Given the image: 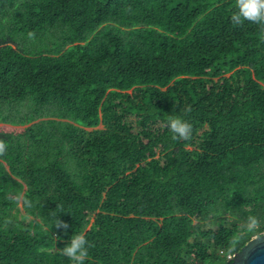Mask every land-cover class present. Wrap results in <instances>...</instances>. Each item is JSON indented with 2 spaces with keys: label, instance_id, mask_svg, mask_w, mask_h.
Segmentation results:
<instances>
[{
  "label": "trees",
  "instance_id": "16d2710c",
  "mask_svg": "<svg viewBox=\"0 0 264 264\" xmlns=\"http://www.w3.org/2000/svg\"><path fill=\"white\" fill-rule=\"evenodd\" d=\"M235 2L0 0V264L77 233L88 264H230L264 233V28Z\"/></svg>",
  "mask_w": 264,
  "mask_h": 264
},
{
  "label": "clouds",
  "instance_id": "9594fccd",
  "mask_svg": "<svg viewBox=\"0 0 264 264\" xmlns=\"http://www.w3.org/2000/svg\"><path fill=\"white\" fill-rule=\"evenodd\" d=\"M230 22L233 25L240 26L245 22L252 23L264 28V0H236L235 6L230 14ZM168 128L177 141L190 139L192 134V125L178 116H170ZM7 143L0 140V155L7 151ZM262 222L257 216H248L244 227L249 231H256L261 228ZM58 229L67 230L70 225L57 219L54 223ZM61 240V236H56ZM89 242L82 233L71 234L65 246L58 249L60 255L65 257L68 264H88Z\"/></svg>",
  "mask_w": 264,
  "mask_h": 264
},
{
  "label": "water",
  "instance_id": "95a60500",
  "mask_svg": "<svg viewBox=\"0 0 264 264\" xmlns=\"http://www.w3.org/2000/svg\"><path fill=\"white\" fill-rule=\"evenodd\" d=\"M230 264H264V233L246 242Z\"/></svg>",
  "mask_w": 264,
  "mask_h": 264
},
{
  "label": "rangeland",
  "instance_id": "374dc122",
  "mask_svg": "<svg viewBox=\"0 0 264 264\" xmlns=\"http://www.w3.org/2000/svg\"><path fill=\"white\" fill-rule=\"evenodd\" d=\"M130 118L133 119L134 117L133 116H130ZM133 126H134V128H133L134 131H136V125H135V123L133 124ZM97 128H101V125L97 126ZM88 130H91V128H88ZM189 148H191V146ZM91 220H92V218H91Z\"/></svg>",
  "mask_w": 264,
  "mask_h": 264
},
{
  "label": "built area",
  "instance_id": "2783aa9c",
  "mask_svg": "<svg viewBox=\"0 0 264 264\" xmlns=\"http://www.w3.org/2000/svg\"><path fill=\"white\" fill-rule=\"evenodd\" d=\"M233 257H234V255H228V258H230V259L233 258Z\"/></svg>",
  "mask_w": 264,
  "mask_h": 264
}]
</instances>
